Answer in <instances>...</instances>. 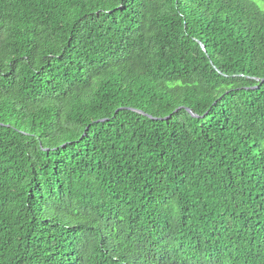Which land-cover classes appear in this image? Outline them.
I'll list each match as a JSON object with an SVG mask.
<instances>
[{
    "label": "trees",
    "instance_id": "1",
    "mask_svg": "<svg viewBox=\"0 0 264 264\" xmlns=\"http://www.w3.org/2000/svg\"><path fill=\"white\" fill-rule=\"evenodd\" d=\"M263 78L253 0H0V264H264Z\"/></svg>",
    "mask_w": 264,
    "mask_h": 264
},
{
    "label": "water",
    "instance_id": "2",
    "mask_svg": "<svg viewBox=\"0 0 264 264\" xmlns=\"http://www.w3.org/2000/svg\"><path fill=\"white\" fill-rule=\"evenodd\" d=\"M201 46H202V48L204 49V45L201 44ZM256 80H258V78H256ZM262 80H264V78H263ZM187 109L191 112L192 115L197 116V114L193 113V112L191 111V109H189V108H187ZM176 110H177V109H175L174 111H176ZM138 111L141 112V113H144V112L141 111V110H138ZM149 116L152 117L151 115H149ZM158 118H161V117H158Z\"/></svg>",
    "mask_w": 264,
    "mask_h": 264
},
{
    "label": "rangeland",
    "instance_id": "3",
    "mask_svg": "<svg viewBox=\"0 0 264 264\" xmlns=\"http://www.w3.org/2000/svg\"><path fill=\"white\" fill-rule=\"evenodd\" d=\"M256 4L264 8V0H253Z\"/></svg>",
    "mask_w": 264,
    "mask_h": 264
}]
</instances>
